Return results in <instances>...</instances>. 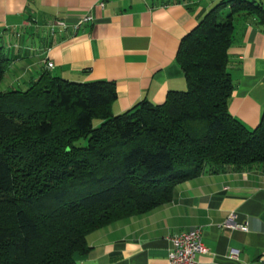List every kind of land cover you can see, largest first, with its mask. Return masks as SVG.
Instances as JSON below:
<instances>
[{
	"label": "trees",
	"instance_id": "obj_1",
	"mask_svg": "<svg viewBox=\"0 0 264 264\" xmlns=\"http://www.w3.org/2000/svg\"><path fill=\"white\" fill-rule=\"evenodd\" d=\"M223 6L182 38L186 90L160 105L114 115V83L47 73L26 90L0 91V264H78L90 233L169 202L186 180L253 165L264 172V114L249 130L228 112L232 19L260 10ZM7 67L0 46V82Z\"/></svg>",
	"mask_w": 264,
	"mask_h": 264
},
{
	"label": "crops",
	"instance_id": "obj_2",
	"mask_svg": "<svg viewBox=\"0 0 264 264\" xmlns=\"http://www.w3.org/2000/svg\"><path fill=\"white\" fill-rule=\"evenodd\" d=\"M222 1L220 13L236 3L260 10L235 14L227 51L234 86L228 112L252 130L264 114V0H0V46L8 63L0 91L26 90L47 73L114 83V115L142 101L160 105L170 91L186 90L176 60L182 38ZM86 16L92 20L79 24ZM196 229L207 250L195 256L196 264H264L261 167L186 180L169 202L90 233V251L75 260L168 264V238Z\"/></svg>",
	"mask_w": 264,
	"mask_h": 264
},
{
	"label": "built area",
	"instance_id": "obj_3",
	"mask_svg": "<svg viewBox=\"0 0 264 264\" xmlns=\"http://www.w3.org/2000/svg\"><path fill=\"white\" fill-rule=\"evenodd\" d=\"M91 20V17L86 16L81 19L79 24ZM47 67L51 68L52 63H47ZM231 227L236 230L246 231V227L242 225H231ZM168 241L171 244V248L167 254L168 264H196L195 256L207 253L206 248L202 244L199 229L171 236L168 238ZM233 256H235V253L231 255V257Z\"/></svg>",
	"mask_w": 264,
	"mask_h": 264
},
{
	"label": "rangeland",
	"instance_id": "obj_4",
	"mask_svg": "<svg viewBox=\"0 0 264 264\" xmlns=\"http://www.w3.org/2000/svg\"><path fill=\"white\" fill-rule=\"evenodd\" d=\"M225 10H226V9H222L221 13H224ZM225 13H226V12H225ZM84 144H85V143H84L83 140L79 141V143H78V145H81V146H83Z\"/></svg>",
	"mask_w": 264,
	"mask_h": 264
}]
</instances>
